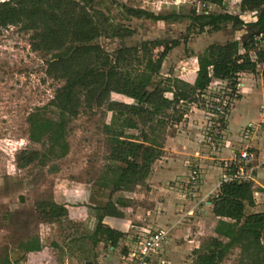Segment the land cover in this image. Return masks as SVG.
Segmentation results:
<instances>
[{"label": "trees", "instance_id": "obj_1", "mask_svg": "<svg viewBox=\"0 0 264 264\" xmlns=\"http://www.w3.org/2000/svg\"><path fill=\"white\" fill-rule=\"evenodd\" d=\"M207 1L223 6L225 0ZM94 2L0 0V27L23 23L25 29L34 30V48L52 52L48 72L64 80L48 104L52 116L44 115L41 110L28 116L30 140L43 145L44 149L25 148L19 159L24 166L34 161L44 164L53 157L65 156L69 150V125L82 105L107 104L112 115L110 122L104 124V132L110 141V152L99 184L102 188L111 187L113 192L131 190L149 176L153 163L163 153L159 133L165 127L170 108L194 100L215 78L236 84L240 73L256 71L258 64L264 62V45L260 46L264 39V0H240V13L237 14L228 12L225 7L221 12L207 9L197 12L194 8L190 14L126 7L132 15L154 21L175 22L188 17L198 25V32L207 27L218 31L226 20H231L234 26L243 25L246 22L240 14L256 12L257 19L247 24L259 32L254 30L242 41L234 39L211 44L196 55L198 70L194 83L172 76L154 80L169 52L178 45L177 39H150L141 45H123L113 54L108 52L96 39L102 35L125 38L132 35L133 30L113 23ZM240 46L244 52L240 51ZM157 47L162 50L154 56ZM113 92L127 96L133 102L111 100ZM167 93H172V97ZM235 170L233 163L227 172ZM259 189L264 191V188ZM211 202L213 213L219 217L215 228L218 237L212 236L207 243L219 252L200 253L195 264H219L218 257L235 246L240 248L242 264H264V211H246L247 206L255 204L254 182L223 181ZM125 205L122 197L109 200L92 237L103 236L108 244L117 246L122 232L103 224L102 219L105 215L122 217L120 207ZM37 208L46 220H61L68 216L67 207L55 201L42 200ZM20 248L28 253L42 250L43 245L36 238L21 243ZM0 264L16 263L6 254L0 257Z\"/></svg>", "mask_w": 264, "mask_h": 264}, {"label": "rangeland", "instance_id": "obj_2", "mask_svg": "<svg viewBox=\"0 0 264 264\" xmlns=\"http://www.w3.org/2000/svg\"><path fill=\"white\" fill-rule=\"evenodd\" d=\"M94 4L106 12L113 23L128 26L133 30L132 35L125 38L102 35L96 39V42L111 54L123 45H141L145 40H178V45L169 52L160 72L155 75V81L164 80L168 74L175 77L176 62L184 58L192 70L193 55L204 51L211 44H221L234 39L242 41L254 30L247 23L257 19L256 13L247 11L240 14L246 22L243 25L234 26L231 20H226L218 31L207 27L203 32H198V25L193 24V20L188 17L175 22L154 21L145 17L138 18L129 13L126 7L165 13L176 10L183 14H190L194 8L197 12L204 9L221 12L225 7L228 12L237 14L240 13L237 0H225L223 6L209 3L207 0H95ZM34 42L35 31L25 29L23 23L0 27V257L8 254L16 264H86L100 260L101 256L102 264H125L124 246L111 251L103 236L92 237L109 200L116 201L122 197L126 202L125 206L120 207L123 211L122 217L127 216L131 224L136 225L141 224L143 220L149 222L151 218L157 220L163 216L164 209L160 207H164V197L178 196L175 192L179 190H182L185 198L193 202L201 195L194 197L191 186L184 187L181 179L165 182L168 185L167 194L159 192L157 188L156 192H150L153 188L146 182L148 177L137 182L131 190L113 192L111 187H100V176L110 152V141L104 132V124L110 122L112 115L107 104L92 107L82 105L79 114L69 125V150L65 156L53 157L44 164L34 161L21 165L19 154L23 149H44L43 145L34 144L30 140L29 114L41 110L44 115L52 116L48 104L57 88L64 83L63 79L48 72L52 52L35 49ZM161 50L162 47L155 48L153 55H158ZM240 51H245L242 46ZM262 68L263 72L264 67ZM167 95L171 97L172 93ZM110 99L133 102V99L116 92L111 93ZM189 109V104L182 102L168 110L170 115L163 131L159 133L163 147L168 135L176 130L172 124L182 119L183 113ZM207 148L209 152L218 151L208 146ZM249 149L253 151L251 147ZM226 160L230 159H217L215 163L224 165ZM192 166L201 170L191 161L189 171ZM184 182L186 184V181ZM170 191H174V195ZM42 200L55 201L66 206L68 216L61 220L44 219L37 208L38 202ZM148 210H151V213H148ZM250 210L247 206V213ZM201 212L204 215V212L199 210L194 216H200ZM106 216L109 217H104L107 218ZM201 220L203 224L200 223ZM190 221L184 219L182 223H187L184 225L186 226ZM209 224V219L198 218L196 224L186 230V235L183 232L184 235L178 239L173 236L172 242H168L164 249L165 257L160 255L156 264L161 261L167 264H195L200 253L217 254L219 251L215 252L213 248L207 247L208 240L213 236ZM194 236L199 239L200 247L186 239ZM36 238L43 245V249L23 252L20 244ZM218 259L219 264H242L240 248L235 246L229 252L221 254Z\"/></svg>", "mask_w": 264, "mask_h": 264}, {"label": "crops", "instance_id": "obj_3", "mask_svg": "<svg viewBox=\"0 0 264 264\" xmlns=\"http://www.w3.org/2000/svg\"><path fill=\"white\" fill-rule=\"evenodd\" d=\"M239 1L240 0H237V2ZM196 55L197 54L192 57L194 59L192 70L187 66V59L184 58L176 62L177 64L174 68L176 70L175 77L181 78L189 83H194L198 70ZM262 67H264V62L258 64L256 71H246L239 74L237 79L240 84L239 94L228 116L224 138L218 151L209 152L207 145L204 143L207 125V109L204 105L203 97L210 92L214 83L220 79H213L208 88L198 94L194 100L185 102L189 104L190 109L183 113V116H181L182 119L177 120L172 124L176 130L174 133H170L165 140L163 147L164 154L157 159L152 166L146 182L150 183L149 187L153 188L150 191L152 193L156 192L155 189L157 188L159 192L167 194L166 191L168 185L165 184V182L171 179L183 180V185L186 187L184 181L187 180V178L185 179L186 173L189 171L188 167L192 161L201 168L202 174L201 180H199L200 183L198 182V185L191 186L190 189L193 191L192 194L194 197L200 195L201 197L196 198V201L193 202L185 198V194L181 193L182 190L175 192L178 196L164 197L165 201L162 204L164 207H160V209H164L162 212L163 216L161 215L157 219L159 221L151 218L148 220L149 222H144L143 220L141 224L135 225L131 224L127 216L104 217V220L102 221L103 224H106L123 234L119 239L117 246L114 247L109 244V249H111V251L120 248V246H124V257L129 249L134 248L139 235L155 228L153 226H156V228L172 226V232H170V238L168 241L170 243L172 242L173 236L175 239H178L184 235L183 232L186 235V230L193 227L198 218L209 219L211 235L218 237L215 228L219 217L213 213L211 198L218 192L227 170L224 165H218L215 163V160L235 159L239 150L244 146L253 149V151H251L254 155L253 181L254 187H256L255 193L257 195L255 196V204L249 206L251 210L248 212L264 211V209H260L264 208V191L259 189L264 188V122L262 121V117L264 116V71L262 72ZM168 75L171 76L170 74ZM201 100L203 102H201ZM246 130L251 132L249 139L243 138V134ZM176 184L178 185L179 182ZM177 189L178 188H176V190ZM170 192L174 195V191ZM128 206L127 208H131ZM199 210L203 211L204 215L201 212L200 216H194V214L199 213ZM148 213H151V210H148ZM173 214L174 216L172 217ZM184 219L191 220L189 222L191 224L188 223V225L184 226L187 224L185 222L182 223ZM145 220H147V218ZM202 222L203 221L201 220L200 223ZM177 224L183 225L178 228ZM186 239L189 243H196L195 246L200 247L199 239H196L195 236L192 238L187 237ZM207 247L212 248L209 245ZM164 251L162 253L163 257H165ZM99 259L100 260L94 261L93 263L102 264L101 256ZM155 259L156 261L158 260L157 258ZM156 261H154L155 264Z\"/></svg>", "mask_w": 264, "mask_h": 264}, {"label": "built area", "instance_id": "obj_4", "mask_svg": "<svg viewBox=\"0 0 264 264\" xmlns=\"http://www.w3.org/2000/svg\"><path fill=\"white\" fill-rule=\"evenodd\" d=\"M264 45V39L262 44ZM240 89L239 81L236 84L228 80L220 79L211 87L210 92L204 96V105L207 109V125L204 136L205 144L213 150L219 149L224 138L227 119L238 97ZM264 122V116L262 117ZM251 132L246 130L244 139H249ZM235 163L236 170L226 173L223 181H253L254 180V155L248 146L242 147L235 159L225 162L226 170ZM201 170L192 166L186 180V187L196 186L200 179ZM222 181V182H223ZM171 227H158L139 235L135 246L124 255L125 264H155V258L162 255L170 238ZM154 260V261H153ZM159 260V259H158ZM160 264H167L165 261Z\"/></svg>", "mask_w": 264, "mask_h": 264}, {"label": "flooded vegetation", "instance_id": "obj_5", "mask_svg": "<svg viewBox=\"0 0 264 264\" xmlns=\"http://www.w3.org/2000/svg\"><path fill=\"white\" fill-rule=\"evenodd\" d=\"M258 14H260V13H258ZM250 27H251V29H254L251 25H250ZM255 30V29H254ZM254 30H252V31H250L249 33H248V35L250 34V33H252ZM254 32H259L258 30H255ZM247 35V36H248Z\"/></svg>", "mask_w": 264, "mask_h": 264}, {"label": "water", "instance_id": "obj_6", "mask_svg": "<svg viewBox=\"0 0 264 264\" xmlns=\"http://www.w3.org/2000/svg\"><path fill=\"white\" fill-rule=\"evenodd\" d=\"M253 13H256L255 11H253Z\"/></svg>", "mask_w": 264, "mask_h": 264}]
</instances>
